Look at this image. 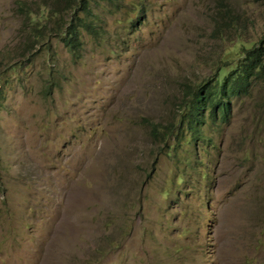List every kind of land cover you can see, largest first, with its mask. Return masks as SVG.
I'll return each instance as SVG.
<instances>
[{
    "label": "rangeland",
    "instance_id": "rangeland-1",
    "mask_svg": "<svg viewBox=\"0 0 264 264\" xmlns=\"http://www.w3.org/2000/svg\"><path fill=\"white\" fill-rule=\"evenodd\" d=\"M17 1L0 0V264H264L260 80L198 139L150 133L187 122L234 31L264 37V0H223L245 21L224 41L221 0H90L97 33L31 53Z\"/></svg>",
    "mask_w": 264,
    "mask_h": 264
},
{
    "label": "trees",
    "instance_id": "trees-1",
    "mask_svg": "<svg viewBox=\"0 0 264 264\" xmlns=\"http://www.w3.org/2000/svg\"><path fill=\"white\" fill-rule=\"evenodd\" d=\"M48 1L51 5H48ZM48 1L37 3L34 9L26 0L17 1V10L23 15L22 29L26 32L21 48L23 52L31 53L35 45H42L57 34H60V40L65 46L75 51L81 43L80 28L97 33L94 30V18H91L93 12L90 0ZM65 14H69L68 22L64 20ZM211 20L215 35L223 41L228 36V31L243 28L242 23L245 22L242 16L223 0L218 2V7L213 10ZM234 36L230 46H223V54H219L220 64L214 74L193 91L187 102L185 101L184 117L187 122L181 121L178 127L170 122L165 125H152V138L156 142H164L168 151L173 147L168 138L174 134L175 138H178L179 131L187 130L190 132V138L198 139V126L204 123L206 108L210 110V118L221 115L224 120L229 114L230 96L248 93V87L254 79H259L260 85L264 87V37L248 42L245 40L246 35L237 31H234ZM13 65L14 63H10V66ZM184 136L182 134L181 138Z\"/></svg>",
    "mask_w": 264,
    "mask_h": 264
}]
</instances>
